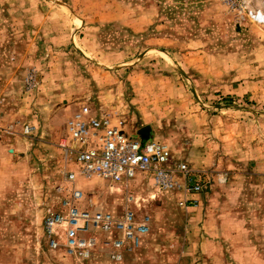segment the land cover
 Wrapping results in <instances>:
<instances>
[{
    "label": "rangeland",
    "instance_id": "rangeland-1",
    "mask_svg": "<svg viewBox=\"0 0 264 264\" xmlns=\"http://www.w3.org/2000/svg\"><path fill=\"white\" fill-rule=\"evenodd\" d=\"M262 2L0 0V264H264V26L241 15ZM84 103L149 129L188 164L182 185L202 186L80 176L86 207L151 216L119 262L52 251L44 234L79 171L60 144Z\"/></svg>",
    "mask_w": 264,
    "mask_h": 264
},
{
    "label": "built area",
    "instance_id": "built-area-1",
    "mask_svg": "<svg viewBox=\"0 0 264 264\" xmlns=\"http://www.w3.org/2000/svg\"><path fill=\"white\" fill-rule=\"evenodd\" d=\"M241 8L245 20L264 26V5L248 3ZM127 125L123 117L93 110L87 103L68 118L69 140L60 146L79 171L65 170L62 182L56 186L57 199L46 210L44 234L50 250L90 260L99 249L105 259L119 262L138 248L150 231L151 217L139 219L129 205L120 213L89 208L92 204L86 207L84 192L78 185L80 176L97 175L113 183H128L139 173H148L166 191L182 186L188 193L202 189L199 183L182 185L178 175L187 177L189 166L183 161L173 164L166 144L152 137L131 136Z\"/></svg>",
    "mask_w": 264,
    "mask_h": 264
},
{
    "label": "crops",
    "instance_id": "crops-1",
    "mask_svg": "<svg viewBox=\"0 0 264 264\" xmlns=\"http://www.w3.org/2000/svg\"><path fill=\"white\" fill-rule=\"evenodd\" d=\"M39 28H40V27H39ZM21 29L24 31L25 34H27V35L29 36V30H28V28L23 27V28H21ZM8 30H9V28H8ZM34 30H35V29L33 28V31H34ZM13 31H15V30H11V32H13ZM37 31H39V30L37 29ZM44 31H46V30H44ZM61 31H63V30H61ZM29 37H30V36H29ZM24 38H27V37H24ZM40 40H42V39H40ZM22 42H23V41H22ZM40 42H43V41H40ZM38 43H39V42H38ZM24 47H25V46H24ZM139 174H143V173H139ZM139 174H138V175H139ZM138 175H137V176H138ZM144 175H145V174H144ZM137 176H136V178L132 179L131 181H134V180H137V179H141V180H143V179L146 177V175H145V177H143V178H137ZM131 181H130V182H131ZM157 191H159L160 193H163L164 190H160V189H159V190H155V192L153 191V192H154V195H155L156 193H158ZM106 209H107V208H106ZM108 209H109V208H108ZM108 209H107V210H108ZM145 215H149V216H150L149 213H146ZM137 217H138V216H137ZM150 217H151V216H150ZM152 222H153V221H152ZM146 237H147V234L144 236V238H146ZM145 240H146V239H144V240L142 241V243L140 244L139 247H141V246L143 245V243L145 242ZM139 247H138V248H139Z\"/></svg>",
    "mask_w": 264,
    "mask_h": 264
},
{
    "label": "water",
    "instance_id": "water-1",
    "mask_svg": "<svg viewBox=\"0 0 264 264\" xmlns=\"http://www.w3.org/2000/svg\"><path fill=\"white\" fill-rule=\"evenodd\" d=\"M140 134H141L143 139H148L150 137L149 129H148V131H145V132L144 131H140Z\"/></svg>",
    "mask_w": 264,
    "mask_h": 264
},
{
    "label": "bare ground",
    "instance_id": "bare-ground-1",
    "mask_svg": "<svg viewBox=\"0 0 264 264\" xmlns=\"http://www.w3.org/2000/svg\"><path fill=\"white\" fill-rule=\"evenodd\" d=\"M263 2H264V0H263ZM263 2H262V4L261 5H259L260 7H262L264 4H263ZM128 130V129H127ZM131 136H133V135H135V134H132L131 132H129V130L127 131ZM135 136H139V135H135ZM158 186V185H157ZM161 190H162V188H161Z\"/></svg>",
    "mask_w": 264,
    "mask_h": 264
}]
</instances>
